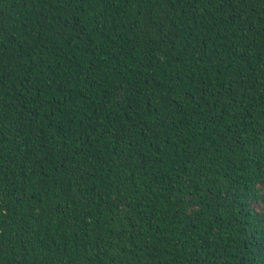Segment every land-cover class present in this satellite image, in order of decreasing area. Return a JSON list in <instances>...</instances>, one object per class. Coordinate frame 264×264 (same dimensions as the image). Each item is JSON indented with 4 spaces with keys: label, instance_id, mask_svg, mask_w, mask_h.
Returning <instances> with one entry per match:
<instances>
[{
    "label": "trees",
    "instance_id": "obj_1",
    "mask_svg": "<svg viewBox=\"0 0 264 264\" xmlns=\"http://www.w3.org/2000/svg\"><path fill=\"white\" fill-rule=\"evenodd\" d=\"M0 264H264V0H0Z\"/></svg>",
    "mask_w": 264,
    "mask_h": 264
}]
</instances>
